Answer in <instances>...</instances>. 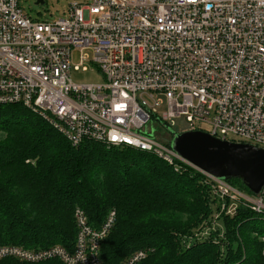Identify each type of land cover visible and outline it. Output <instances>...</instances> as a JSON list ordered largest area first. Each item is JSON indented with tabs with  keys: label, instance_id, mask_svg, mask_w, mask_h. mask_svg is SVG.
Returning a JSON list of instances; mask_svg holds the SVG:
<instances>
[{
	"label": "built area",
	"instance_id": "1",
	"mask_svg": "<svg viewBox=\"0 0 264 264\" xmlns=\"http://www.w3.org/2000/svg\"><path fill=\"white\" fill-rule=\"evenodd\" d=\"M75 49L89 50L80 63L89 60L103 82L72 81ZM5 104L38 114L72 145L129 146L175 171L199 170L150 133L153 122L168 126L184 116L190 130H201L195 127L201 123L215 138L264 149V0H90L71 2L66 16L52 21L30 18L19 0H0ZM199 172L210 179L216 216L231 215L239 205L264 215V188L254 195ZM73 215L72 249L4 245L0 259L102 264L100 242L115 211L99 227L79 207ZM206 234L208 228L194 235ZM145 254L137 250L121 264H136Z\"/></svg>",
	"mask_w": 264,
	"mask_h": 264
},
{
	"label": "trees",
	"instance_id": "2",
	"mask_svg": "<svg viewBox=\"0 0 264 264\" xmlns=\"http://www.w3.org/2000/svg\"><path fill=\"white\" fill-rule=\"evenodd\" d=\"M227 181L249 193L239 179ZM210 185L189 166L175 171L129 146L72 145L28 108L0 105V246L70 250L79 207L93 227L115 211L100 242L102 264H121L137 250L146 254L136 264H264V215L239 205L215 217ZM204 228L208 234L194 235ZM0 264L63 263L7 257Z\"/></svg>",
	"mask_w": 264,
	"mask_h": 264
},
{
	"label": "water",
	"instance_id": "3",
	"mask_svg": "<svg viewBox=\"0 0 264 264\" xmlns=\"http://www.w3.org/2000/svg\"><path fill=\"white\" fill-rule=\"evenodd\" d=\"M170 131L171 149L199 171L222 180L237 178L254 195L264 188V149L220 140L201 130Z\"/></svg>",
	"mask_w": 264,
	"mask_h": 264
},
{
	"label": "rangeland",
	"instance_id": "4",
	"mask_svg": "<svg viewBox=\"0 0 264 264\" xmlns=\"http://www.w3.org/2000/svg\"><path fill=\"white\" fill-rule=\"evenodd\" d=\"M19 0V5L23 12L30 18L39 21H52L57 18H63L66 16L68 6L71 2L89 3L90 0ZM89 54V50L75 49L72 52V66L70 70V77L73 82L76 83H100L103 82V75L97 70L95 66H92L88 61L80 63V57ZM73 65H78V69L74 70ZM85 68V69H83ZM170 128L165 129L157 122H153L150 127V133L154 135L159 141L167 142L171 139V131L182 132L190 130L189 124L186 122L184 116H178L173 118L172 122H169ZM196 128L203 131L208 130V126L204 124H196ZM235 140H238L235 138ZM250 193V192H249ZM230 215V214H229ZM216 217V213H215ZM207 225V224H206Z\"/></svg>",
	"mask_w": 264,
	"mask_h": 264
},
{
	"label": "snow or ice",
	"instance_id": "5",
	"mask_svg": "<svg viewBox=\"0 0 264 264\" xmlns=\"http://www.w3.org/2000/svg\"><path fill=\"white\" fill-rule=\"evenodd\" d=\"M116 137L115 136H113V139H115Z\"/></svg>",
	"mask_w": 264,
	"mask_h": 264
}]
</instances>
